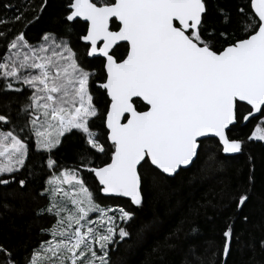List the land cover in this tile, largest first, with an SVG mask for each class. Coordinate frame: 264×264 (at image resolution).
Masks as SVG:
<instances>
[{
	"label": "snow or ice",
	"instance_id": "1",
	"mask_svg": "<svg viewBox=\"0 0 264 264\" xmlns=\"http://www.w3.org/2000/svg\"><path fill=\"white\" fill-rule=\"evenodd\" d=\"M47 3L43 0L39 14ZM213 8L218 23L210 22ZM22 18L23 13L14 17ZM65 20L84 23L80 39L89 45L87 55L104 60L98 87L110 98L103 112L107 148L95 130L101 116L92 92L96 73L63 35L46 32L33 45L25 31L15 34L9 54L0 57V76L7 89L33 90L25 111H31L37 149L51 154L76 129L109 160L91 166L82 157L79 167L49 178L50 203L40 211L55 217L46 230L52 239L33 251L27 264H111V247L130 237L122 225L135 213L97 203L82 171L94 174L102 195L141 206L145 186L156 179L146 175V165L174 176L199 158L203 138H218L223 153H239L244 141L232 131L252 120L259 122L248 139L264 141V0H248L247 10L238 5L236 19L214 0H68ZM0 38L8 34L0 32ZM121 45L127 46L123 56ZM0 122L7 126L11 119L0 114ZM28 157L29 145L15 130H0V177L10 174L0 185L15 180ZM47 166H56L51 155ZM247 200L241 195L238 206ZM223 235L227 257L233 227ZM0 253V264H18L3 246Z\"/></svg>",
	"mask_w": 264,
	"mask_h": 264
},
{
	"label": "trees",
	"instance_id": "2",
	"mask_svg": "<svg viewBox=\"0 0 264 264\" xmlns=\"http://www.w3.org/2000/svg\"><path fill=\"white\" fill-rule=\"evenodd\" d=\"M42 3L43 0H0V32L8 34L7 39L0 38V57L9 54L7 45L20 31H25L33 45L42 42L46 32L59 33L69 40L80 62L96 73L92 92L101 116L95 120V130L107 148L110 142L106 140L103 112L110 98L98 87L105 74L104 60L87 55L89 45L80 39L85 34L84 23L65 20L68 0H48L39 14ZM214 4L236 19L238 5L247 10L248 0H214ZM20 13L23 18L17 22L14 17ZM37 14L39 19L29 24ZM209 19L219 22L215 8ZM68 28L71 31L64 35ZM126 47L121 45L119 55L126 53ZM4 85L0 76V114L8 115L11 123L5 126L0 122V130H15L29 145V157L25 167L15 173V180L0 185V246L11 252L18 264H27L33 251L50 239L51 233L46 230L55 223L52 214L40 211L50 202L45 192L48 179L64 168L79 167L82 157L90 159L91 166H100L109 157L86 145V136L76 129L66 133L51 154L37 149L31 111H25L33 90L23 86L18 92ZM258 122L252 120L233 129L232 135L244 141L237 155L225 156L220 142L208 138L202 141L199 158L174 177L146 165V175L156 179L145 186L141 206L127 199L103 196L94 174L83 170L96 202L108 207L119 205L135 213L132 221L122 225L130 237L111 247V264H264V141L248 139ZM49 155L56 161L53 169L47 166ZM0 178L9 179L10 174ZM20 179L26 181L25 186L16 182ZM241 195H247L248 200L238 206ZM229 225L234 239L230 254L224 257L223 233Z\"/></svg>",
	"mask_w": 264,
	"mask_h": 264
},
{
	"label": "water",
	"instance_id": "3",
	"mask_svg": "<svg viewBox=\"0 0 264 264\" xmlns=\"http://www.w3.org/2000/svg\"><path fill=\"white\" fill-rule=\"evenodd\" d=\"M84 42V41H83ZM84 43H86V42H84ZM87 44V43H86ZM248 123V122H247ZM211 138H215V137H211ZM205 139H208V138H203V140H205ZM215 139H217L218 140V138H215ZM202 140V141H203ZM221 144V143H220ZM222 146V145H221ZM223 152V151H222ZM225 156H233V155H237L238 153H234V154H227V153H223ZM193 164V163H192ZM191 164V165H192ZM191 165H189V166H187L186 168H183V169H187V168H189ZM180 171V170H179ZM166 176H168V175H166ZM175 176V175H174ZM174 176H171V177H174ZM170 177V176H169ZM98 181V180H97ZM104 196V195H103ZM106 197V196H105ZM120 198H123V199H127V200H130V198H125V197H120Z\"/></svg>",
	"mask_w": 264,
	"mask_h": 264
},
{
	"label": "rangeland",
	"instance_id": "4",
	"mask_svg": "<svg viewBox=\"0 0 264 264\" xmlns=\"http://www.w3.org/2000/svg\"><path fill=\"white\" fill-rule=\"evenodd\" d=\"M35 135V134H34ZM256 140V139H255ZM59 172H57V173H54V174H58ZM53 174V175H54ZM49 180V179H48ZM47 187H48V184H47ZM46 187V188H47ZM48 194V193H47ZM50 197V196H49ZM50 203V202H49ZM98 203V202H97ZM103 206V205H102ZM110 207H112V206H110ZM90 219H92V220H95L96 219V214L95 213H93V214H91V217H90ZM51 233V232H50ZM52 239V236L50 237V239H48V240H51ZM44 243V242H43ZM116 245V244H115ZM39 248V247H38Z\"/></svg>",
	"mask_w": 264,
	"mask_h": 264
}]
</instances>
